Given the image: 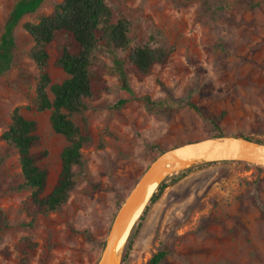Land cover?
<instances>
[{
	"label": "rangeland",
	"instance_id": "rangeland-1",
	"mask_svg": "<svg viewBox=\"0 0 264 264\" xmlns=\"http://www.w3.org/2000/svg\"><path fill=\"white\" fill-rule=\"evenodd\" d=\"M61 1L45 0L22 18L12 63L0 72V264H97L118 210L163 152L220 137L264 142V0H106L114 21L130 22L131 48L154 38L170 58L147 76L125 66L127 91L116 68L126 52L95 53L94 95L72 118L80 127L86 120L92 138L82 150L84 170L67 204L31 223V191L21 188L18 154L1 137L16 108L37 123L41 142L33 152L47 154L39 166L49 173L48 195L67 142L52 130L50 111L34 107L38 71L23 26ZM15 2L0 0V37ZM66 41L59 35L48 46L53 83L66 79L55 66ZM144 97L166 106L149 112ZM185 171L163 180L165 190L142 210L119 264H151L160 253L159 264H264V168L222 162Z\"/></svg>",
	"mask_w": 264,
	"mask_h": 264
},
{
	"label": "trees",
	"instance_id": "trees-1",
	"mask_svg": "<svg viewBox=\"0 0 264 264\" xmlns=\"http://www.w3.org/2000/svg\"><path fill=\"white\" fill-rule=\"evenodd\" d=\"M44 2L45 0H16L0 37V72L9 69L12 63L14 33L20 21L25 15L36 13ZM205 14L212 16L214 11L207 8ZM113 18L106 0H62L50 15L41 17L37 23H26L23 26L34 43L29 57L38 71L34 107L39 112L50 111L52 130L67 142L60 154L61 171L56 184L48 195H44L49 173L39 166V162L47 154L33 152L41 142L37 123L24 118L16 108L12 113L10 126L2 134V140L18 154L23 178L21 188L31 191L25 210L33 224L38 217L58 212L67 204L77 188V170H84L82 150L91 143L92 138L87 121L83 120V127H80L72 118L83 115L88 109L87 101L94 95L95 53L101 49L112 53L126 52L124 61H116V68L127 91L129 87L125 66L137 76H147L153 67L165 65L170 58L171 51L154 41V38L151 42L131 48L130 22L125 19L114 21ZM59 35H64L69 40L62 45L55 62L66 79L61 83H53L49 74L48 46ZM142 100L149 112L166 106L165 101H152L149 97ZM123 104L124 102L120 103ZM190 107L201 113L197 106L190 104ZM210 122L218 128L217 119L211 117ZM188 172L176 175L172 182H178ZM166 186L165 182L159 185L150 203L158 199ZM165 256L166 253L156 255L151 264H159Z\"/></svg>",
	"mask_w": 264,
	"mask_h": 264
},
{
	"label": "water",
	"instance_id": "water-1",
	"mask_svg": "<svg viewBox=\"0 0 264 264\" xmlns=\"http://www.w3.org/2000/svg\"><path fill=\"white\" fill-rule=\"evenodd\" d=\"M171 158L188 161L191 164L189 168L198 165L222 162L247 163L264 168V144L252 142L243 138H210L188 143L167 150L159 155L140 177L137 184L118 210L111 225L102 255L97 264H119V257L117 258V243L119 236L128 226L139 206V202L146 195L150 184L155 179L161 166ZM189 168L185 170H188Z\"/></svg>",
	"mask_w": 264,
	"mask_h": 264
},
{
	"label": "bare ground",
	"instance_id": "bare-ground-1",
	"mask_svg": "<svg viewBox=\"0 0 264 264\" xmlns=\"http://www.w3.org/2000/svg\"><path fill=\"white\" fill-rule=\"evenodd\" d=\"M190 166H191V164L188 161L179 160L177 158H171L161 166V168L159 169L155 179L150 184L146 195L139 202V206H138L137 210L135 211L133 217L131 218L128 226L123 231V233L119 236L118 243H117V258L119 257V254L121 253L123 246L127 242L131 230L134 228L135 224L139 220L141 213H142V210L150 202L152 195L154 194L155 190L157 189V187L161 183V181L164 178H166L167 176H170L172 174H176L182 170L189 168Z\"/></svg>",
	"mask_w": 264,
	"mask_h": 264
}]
</instances>
